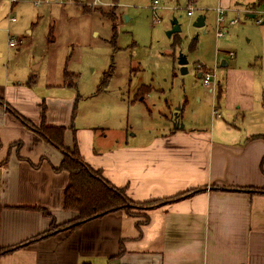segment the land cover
<instances>
[{
  "label": "crops",
  "instance_id": "crops-1",
  "mask_svg": "<svg viewBox=\"0 0 264 264\" xmlns=\"http://www.w3.org/2000/svg\"><path fill=\"white\" fill-rule=\"evenodd\" d=\"M245 11L253 13L251 7ZM217 66L226 67L224 87L215 74L211 112L203 117L195 110L194 120L182 127L172 122L167 133L149 137L101 134L90 125L73 124L72 130V104L60 105L54 93H34L29 87L34 74L25 85L8 75L0 80V248L19 246L2 252L0 264H264V117L254 118L260 105L254 71L228 68L225 60L215 61L214 71ZM54 101L63 108L54 112ZM42 103L44 123L65 126V145L75 136L83 160L125 188L132 201L194 193L145 211L146 223L118 210L32 240L48 230L51 219L60 224L74 217L62 207L69 175L53 170L60 150L6 109L38 126Z\"/></svg>",
  "mask_w": 264,
  "mask_h": 264
},
{
  "label": "rangeland",
  "instance_id": "rangeland-1",
  "mask_svg": "<svg viewBox=\"0 0 264 264\" xmlns=\"http://www.w3.org/2000/svg\"><path fill=\"white\" fill-rule=\"evenodd\" d=\"M72 1L76 5L70 0H0V80L8 75L25 85L34 74L29 84L34 93L72 96L70 101L56 97L60 105L72 104L71 125H90L101 134L123 131L149 137L167 133L172 113L183 125L196 118L191 116L195 110L203 117L211 112L212 92L195 68L204 64L214 69L215 61L225 60L228 68L254 71L260 104L254 118L264 117V24L257 21L264 0H157L156 9L151 8L153 0ZM219 5L227 9L226 23L233 18L237 23L227 25L217 38ZM249 7L255 18L245 16ZM199 15L205 16L200 28L193 26ZM173 18L180 31L167 36ZM11 39L17 42L14 47L9 46ZM179 55L187 59L184 74ZM225 69L217 66L214 71L223 87ZM64 72L71 74V85ZM57 106L54 101V112L63 108ZM139 210L135 214L142 217L145 213ZM56 225L51 219L49 228Z\"/></svg>",
  "mask_w": 264,
  "mask_h": 264
},
{
  "label": "trees",
  "instance_id": "trees-1",
  "mask_svg": "<svg viewBox=\"0 0 264 264\" xmlns=\"http://www.w3.org/2000/svg\"><path fill=\"white\" fill-rule=\"evenodd\" d=\"M70 75L71 74L68 72H64L63 74V77L65 81H67L68 85L72 84L70 81ZM73 76L74 75H72V77ZM1 102L2 99L0 98V103ZM6 109L13 116H15L25 128L60 150L62 159L58 166L53 167V170L57 172L66 171L69 175L68 183L62 193V207L65 210L74 212L73 219L67 223L57 224L54 227L51 226V228L34 237L32 240L47 237L57 230L77 228L86 221H90L118 210L124 211L129 216L139 217V214H135V212L140 211L139 209H142L145 213V211L161 204L174 202L182 198L189 197L194 193V190L184 191L165 199H156L144 202L132 201L126 195L125 188L114 186L102 175L99 169L92 168L83 160L79 152L75 136H73V142L70 146L65 145V126L46 125L44 123V103L41 105L42 122L38 126L13 108L6 106ZM70 129L73 130V125L70 126ZM224 189L227 188H222V190ZM230 189L248 191V189L243 188ZM259 191L263 190L260 189ZM37 209H40L44 214L49 215L44 208ZM142 217L144 219L143 223H146L148 221L146 214ZM17 247L19 246L15 245L9 248H0V254L5 251L16 249ZM80 264L88 263L83 262Z\"/></svg>",
  "mask_w": 264,
  "mask_h": 264
},
{
  "label": "built area",
  "instance_id": "built-area-1",
  "mask_svg": "<svg viewBox=\"0 0 264 264\" xmlns=\"http://www.w3.org/2000/svg\"><path fill=\"white\" fill-rule=\"evenodd\" d=\"M95 4V0L93 2ZM158 5V1L157 0H153L152 3V9H156ZM216 11V19H215V36L217 38L222 37L225 33L224 29L227 25H234L235 23H237V19L233 18L228 20V22L226 23V19H225V10L217 7L215 9ZM188 15H191V11L187 12ZM13 19V18H12ZM155 21H158V19L154 18ZM257 21H264V11L262 12V14L260 15V17L257 18ZM16 41L14 40H9V46H15L16 45ZM197 71H199L201 73L200 79H201V83L203 86L205 87H209L211 88V83L212 81L214 82L215 79V72L213 69L207 68L204 64H197L196 68ZM213 114L217 117L220 116V114L217 112V110H215L213 108Z\"/></svg>",
  "mask_w": 264,
  "mask_h": 264
},
{
  "label": "water",
  "instance_id": "water-1",
  "mask_svg": "<svg viewBox=\"0 0 264 264\" xmlns=\"http://www.w3.org/2000/svg\"><path fill=\"white\" fill-rule=\"evenodd\" d=\"M246 17L247 18H255L256 15L254 13H246ZM205 23V16L204 15H199L195 21L193 22V26L195 27H203ZM261 24H264V21L260 22ZM180 31V26L177 23V20L175 18L171 19L170 21V29L166 32L167 36H171L172 34L179 32ZM178 64L180 65V73L184 74L186 73L187 69L185 68V65L187 63V59L185 56L179 55L178 59H177ZM223 64V63H222ZM200 74H197V77H199ZM172 122L174 123V125L177 123L180 127H182L183 125L180 123V121L178 120L177 114H174L173 117H171Z\"/></svg>",
  "mask_w": 264,
  "mask_h": 264
},
{
  "label": "flooded vegetation",
  "instance_id": "flooded-vegetation-1",
  "mask_svg": "<svg viewBox=\"0 0 264 264\" xmlns=\"http://www.w3.org/2000/svg\"><path fill=\"white\" fill-rule=\"evenodd\" d=\"M197 74H200V76H201V73L199 71H197ZM200 76H199V78H200Z\"/></svg>",
  "mask_w": 264,
  "mask_h": 264
}]
</instances>
